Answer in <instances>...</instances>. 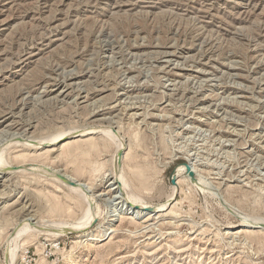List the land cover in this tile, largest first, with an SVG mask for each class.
<instances>
[{"label": "rangeland", "instance_id": "obj_1", "mask_svg": "<svg viewBox=\"0 0 264 264\" xmlns=\"http://www.w3.org/2000/svg\"><path fill=\"white\" fill-rule=\"evenodd\" d=\"M9 263L264 264V0H0Z\"/></svg>", "mask_w": 264, "mask_h": 264}, {"label": "bare ground", "instance_id": "obj_2", "mask_svg": "<svg viewBox=\"0 0 264 264\" xmlns=\"http://www.w3.org/2000/svg\"><path fill=\"white\" fill-rule=\"evenodd\" d=\"M170 55H171V54H170ZM110 133H111V132H110ZM63 134H64V133H63ZM106 134H107V133H106ZM108 135H110V134H108ZM108 135H107V136H108ZM111 135H112V134H111ZM111 135H110V136H111ZM61 136H62V135H59L60 138H61ZM56 138H57V137H56ZM114 138H115V137H114ZM51 139H52V138H51ZM51 139H50V140H51ZM57 139H58V138H57ZM44 140H45V139H44ZM60 140H61V139H60ZM51 141H53V140H51ZM56 141H57V140H56ZM58 141H59V140H58ZM54 142H55V140H54ZM43 143H44V142H43ZM52 143H53V142H52ZM40 144H41V143H40ZM50 144H51V143H50ZM117 145H118V144H117ZM119 145H120V144H119ZM117 147H118V146H117ZM119 150H120V149H119ZM118 153H119V152H118ZM117 160H118V155H117V158H116V162H117ZM177 169H185V172H186L185 165H181V166L177 167ZM177 169H176V170H177ZM179 171H180V170H179ZM175 172H176V171H175ZM179 174H180V173H179ZM186 175H187V172H186ZM174 177H175V173H174ZM187 177H188V175H187ZM187 177H186V178H187ZM188 178H189V177H188ZM189 179H190V178H189ZM118 180H120V178H119ZM190 180H191V179H190ZM123 181H124V180H123ZM61 183L64 184L65 186H67V187L69 186L68 188H69V189L71 188V189L75 190V192H78V191H79V189H78L77 187H79L80 190H82V186H81V184H76V185H74L75 187H73V186L67 185V184H66V181H63V180L61 181ZM117 183H118V182H117ZM122 183H123V182L121 181V184H122ZM197 184H198V183H197ZM197 184H196V185H197ZM119 185H120V184H119ZM171 185H175V184H171ZM193 185H194V184H193ZM198 185H200V184H198ZM205 185H206V184H205ZM124 187H125V186H124ZM196 187H197V186H196ZM75 188H77V189H75ZM122 188H123V187H122ZM198 188H199V187H198ZM207 188H208V187H207ZM203 189H204V188H203ZM120 190H121V189H120ZM82 191H83V190H82ZM204 191H205V190H204ZM73 192H74V191H73ZM83 192H84V191H83ZM79 195H80V191H79ZM81 195H83V193H82ZM211 196H212V195H211ZM85 199H86V198H85ZM128 203H129V202H128ZM133 208H137L138 210H141V211H143V210H145V209H148V208H152V209L154 210V213L157 214V211L155 210V208L150 207V206H148V207L145 208V209H141V208L138 207V206L133 207ZM87 212H88V211H87ZM87 214H88V213H87ZM155 214H154V215H155ZM149 215H150V214H149ZM87 216H88V215H87ZM88 218H89V217H88ZM246 220H247V219H246ZM24 221H25V220H24ZM251 221H253V220L251 219ZM80 222H81V221H80ZM88 222H89V221H88ZM88 222H87V223H88ZM258 222H259V221H258ZM255 223H256V222H255ZM82 224H83V223H82ZM26 225H27V224H26ZM44 225H45V224H44ZM78 225H79V224H78ZM83 225H85V224H83ZM27 226H28V225H27ZM57 226H59L60 228H62L61 224H60V225H57ZM39 227H40V226H39ZM59 227H58V228H59ZM81 227H82V226H81ZM22 228H23V226H22ZM22 228H21V229L19 228L20 230L18 229V231H17L18 233L16 232V233H17V234H16L17 236L20 235V234L22 235V233L24 234V232H25L26 229H27V227H26V228L24 227L23 229H22ZM63 228H66V227L64 226ZM68 228H69V227H68ZM72 228H75V227H72ZM75 229H77V228H75ZM81 229H82V228H81ZM27 230H28V229H27ZM29 230H30V229H29ZM29 230H28V232H29ZM40 230H41V229H40ZM50 230H51V229H50ZM79 230H80V229H79ZM42 231H43V229H42ZM42 231H41V233H42ZM52 231H53V230H52ZM54 231H55V230H54ZM66 231H68V230H66ZM106 231H107V229L100 231V234H99L98 236L96 235V237H97L98 239H101V238L103 237V233H105ZM26 232H27V231H26ZM39 232H40V231H38V233H39ZM45 232H47V231H45ZM14 233H15V232H14ZM54 233H56V231H55ZM51 234H52V233H51ZM17 236H16V237H17ZM89 236H90V235H85L84 237L86 238V240H88L87 238H89ZM90 240H91V239H90ZM91 241H92V240H91ZM94 241H95V239H94ZM15 248H16V247H15ZM14 250H15V249H14ZM10 253H13V252H10ZM12 256H13V255H12ZM9 260H11V259H9ZM12 263H13V262H12ZM9 264H10V263H9Z\"/></svg>", "mask_w": 264, "mask_h": 264}, {"label": "water", "instance_id": "obj_3", "mask_svg": "<svg viewBox=\"0 0 264 264\" xmlns=\"http://www.w3.org/2000/svg\"><path fill=\"white\" fill-rule=\"evenodd\" d=\"M184 165H185V168H186V172H187L188 177H189L190 179H193V178H194V174H193V172H192V169H191V167H190V164H184ZM59 178H61V180H63V181H66V184H67V185L74 186V183L68 181L66 178H64V177H62V176H59ZM170 183H171V184H175L174 172H173V174H172V176H171ZM144 211H145V213H147L148 215H149V214H153V215L155 214L154 211H153V209H151V208L145 209Z\"/></svg>", "mask_w": 264, "mask_h": 264}]
</instances>
